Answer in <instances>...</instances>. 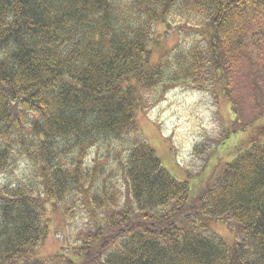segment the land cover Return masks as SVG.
Masks as SVG:
<instances>
[{"label": "trees", "instance_id": "1", "mask_svg": "<svg viewBox=\"0 0 264 264\" xmlns=\"http://www.w3.org/2000/svg\"><path fill=\"white\" fill-rule=\"evenodd\" d=\"M159 26L197 36L155 60ZM241 60L264 62V0H0V264H264V140L193 195L138 122L164 84L228 92ZM104 144L110 168L88 166ZM19 159L35 173L5 179ZM82 204L86 236L41 256L52 207Z\"/></svg>", "mask_w": 264, "mask_h": 264}, {"label": "rangeland", "instance_id": "2", "mask_svg": "<svg viewBox=\"0 0 264 264\" xmlns=\"http://www.w3.org/2000/svg\"><path fill=\"white\" fill-rule=\"evenodd\" d=\"M170 23L171 27L166 29L182 30L175 17ZM165 31L164 26L156 28V37L159 33L161 36H158L159 42L153 44L155 60L160 54L173 50L177 43L181 47L187 46L197 36L188 34L179 40L177 34L170 35ZM259 54L256 51L254 56ZM232 67L228 74V80L232 81L228 92L223 93L219 88L197 90L179 80L164 84L146 96L147 103L138 112L143 137L156 150L165 168L178 180L188 182L193 195L204 188L227 159L235 158L253 141L264 140V112L260 108L264 101V62H256L253 66L241 60L234 62ZM235 110L239 119H236ZM100 148L91 149L88 166L95 163L109 165L106 144ZM8 172L5 179L35 173L23 159L17 160ZM110 172L109 169L99 175L97 181ZM3 178L0 174V183ZM117 181L122 184L119 179ZM87 206L81 205L86 211L77 208L74 221H69L58 207H52L50 234L39 247L41 256L68 252L86 236L92 227ZM212 228L228 241L234 237L221 222H214Z\"/></svg>", "mask_w": 264, "mask_h": 264}]
</instances>
